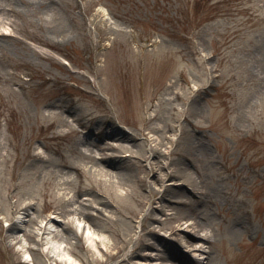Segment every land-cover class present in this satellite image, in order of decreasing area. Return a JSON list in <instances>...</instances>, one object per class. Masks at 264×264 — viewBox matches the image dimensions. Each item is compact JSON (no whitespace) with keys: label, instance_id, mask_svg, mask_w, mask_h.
<instances>
[{"label":"rangeland","instance_id":"obj_1","mask_svg":"<svg viewBox=\"0 0 264 264\" xmlns=\"http://www.w3.org/2000/svg\"><path fill=\"white\" fill-rule=\"evenodd\" d=\"M1 19L0 264H64L48 217L76 264H264V0H0Z\"/></svg>","mask_w":264,"mask_h":264},{"label":"bare ground","instance_id":"obj_2","mask_svg":"<svg viewBox=\"0 0 264 264\" xmlns=\"http://www.w3.org/2000/svg\"><path fill=\"white\" fill-rule=\"evenodd\" d=\"M4 25V21L1 19L0 20V27ZM1 37H10V34L6 32H1L0 33V38ZM68 181V180H67ZM83 200H87L83 199ZM84 201H82V204ZM69 217L65 220V222L71 223L72 226L74 227L76 232L84 233L85 234V241L87 244L94 249H97V243H101L103 246L106 247L107 244V239L105 236H100L95 234L94 232L91 231L90 227L87 226V224L81 219L79 214L75 211V209H71L69 211ZM28 214H25L24 216H19L17 218V221L14 222V225L16 223H23V220L20 221L23 217H27ZM21 217V219H20ZM60 223H62L61 220H59ZM58 220H55L53 217H48L46 220L41 221L40 224H38L37 230L40 233L39 237L41 238L38 239V242H42L44 245H46V249L48 250L49 248L54 251L52 256H55L57 260L64 264H76L75 260L72 258V256L69 255V253L66 251L65 247V241L60 239L54 232H56L54 224L59 222ZM191 223L185 222V228H190ZM19 230V228H18ZM182 229H177V231L181 232ZM176 232V231H175ZM77 234V233H76ZM22 239L18 238L17 242L20 243V251L24 252V259H29L30 255L28 252V248L25 243H21ZM186 244H192L191 241L183 240ZM24 245V246H23ZM155 246H151V250H153ZM150 260V263L153 264V257L151 255L145 256Z\"/></svg>","mask_w":264,"mask_h":264}]
</instances>
